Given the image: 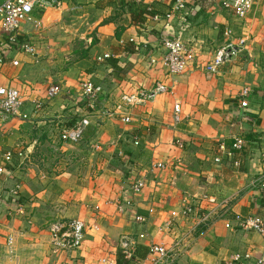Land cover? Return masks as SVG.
<instances>
[{
  "label": "crops",
  "instance_id": "0c3cea01",
  "mask_svg": "<svg viewBox=\"0 0 264 264\" xmlns=\"http://www.w3.org/2000/svg\"><path fill=\"white\" fill-rule=\"evenodd\" d=\"M42 1L46 7L35 6L32 13L37 26L24 28L34 54L22 53L0 31V86L20 91L29 118L0 121V167L7 172L0 176L1 191L7 182V193L19 185L24 205L23 215L7 216L0 194V264H101L104 258L116 264L123 237L137 241L141 260L152 243L171 249L173 264H228L236 253L259 256L263 238L237 227L233 218L264 217L258 186L252 185L264 176V0H253L243 19L222 8L224 0H185L169 28L146 13L137 15L136 7L162 16L176 0H142L132 12L125 0ZM226 31L234 44L244 42L216 73L206 74L204 65L228 41ZM164 37L196 51L180 75L162 68ZM105 54L117 69L109 58L98 62ZM86 80L102 87L99 104L109 108L119 96L156 84L169 92L129 108L128 125L95 116L78 143H64L61 130L85 113L80 84ZM51 85L61 91L48 98ZM243 89L249 91L246 117L238 109ZM35 102L44 103L38 112ZM235 138L246 142L234 156L239 165L224 156L215 163L217 145L230 148ZM18 150L27 158L21 165L17 155L10 164L2 158ZM154 163L164 168L152 169ZM129 175L144 177L138 196L128 190ZM127 197L133 208L124 217L115 203ZM184 207L190 212L171 219ZM135 215L146 222L135 223ZM73 218L87 226L83 244L72 253H53L51 225ZM140 233L145 238L138 241Z\"/></svg>",
  "mask_w": 264,
  "mask_h": 264
},
{
  "label": "built area",
  "instance_id": "2783aa9c",
  "mask_svg": "<svg viewBox=\"0 0 264 264\" xmlns=\"http://www.w3.org/2000/svg\"><path fill=\"white\" fill-rule=\"evenodd\" d=\"M135 4H141L142 0H125ZM162 1V0H158ZM253 4V0H224L221 5L222 8L227 11H231L235 17L243 19L247 12L250 10ZM38 6L43 9L46 4L42 0H0V31L9 35V42L18 47V49L26 54L31 55L35 53V47H33L30 41L29 32H25L24 28L27 25L34 29L37 26L36 21L32 18L34 7ZM185 9V0H176L171 9L164 15L159 16L151 13V9H148L146 18L150 19L153 23H162L165 28L170 27L172 16L176 12H180ZM230 31L224 33V37L227 38L226 44L221 47L214 55L211 61H209L203 67V71L206 74L216 73L218 67L223 62L234 55L237 44H234L231 39ZM132 42V40H130ZM243 40L239 41V46L243 44ZM123 41H120L122 44ZM162 68L169 75H180L188 67L190 63L194 61L196 51L191 46L183 43L178 38L164 37L162 39ZM238 46V47H239ZM109 55L105 54L98 57V62H103L108 59ZM153 64L154 61L150 60ZM16 61H12V65L17 66ZM61 88L57 85H51L47 88V97L52 98L58 95ZM169 92L168 87L162 84H156L149 91H138L135 94L119 96L112 107L99 104L100 97L103 93L102 87L93 83L90 80H86L80 84V94L85 102V113L73 124V126L64 128L60 132V140L64 143L75 144L78 143L86 128L90 125L91 118L98 116L99 118H116L122 124L128 125L131 123V116L128 113L129 108L143 103L145 101H151L159 95L166 94ZM249 91L243 89L239 95V113L242 117H246V109L248 108L247 96ZM25 100L19 90L0 86V121L8 122L12 119H21L23 121L28 120V116L22 112ZM43 104L41 102H35L33 105L34 111L38 112L42 109ZM174 110V121H179V105L173 106ZM137 145L138 141H134ZM246 147V142L242 138H235L234 142L227 148L223 143L217 145L218 156L214 159L215 163L221 162V157L224 156L227 160L233 162L236 167L239 165V161H233L236 154H240ZM18 158L24 161L26 155L19 151L17 152ZM122 156V153H119ZM2 158L7 164L12 162L13 155L6 153L2 155ZM152 169H163L164 164L154 163L151 165ZM7 173L2 167H0V176ZM132 176V175H131ZM128 176L129 188L128 190L135 196H138L145 186L144 177L135 178L134 176ZM258 186L260 197L264 202V176L258 178L252 184ZM20 187L15 185L11 190L8 191L7 196L4 199V205L7 204L8 215H23L24 205L20 202ZM121 199V198H120ZM133 208V201L131 198H122L120 202L115 203L116 211L122 215L127 216L129 211ZM190 212L189 207H184L182 211H175L171 213V219L177 218L180 215L183 217ZM233 220L237 224V227L244 231L254 232L261 236L264 240V217L262 216H249L241 217L235 215ZM133 221L137 224H144L146 219L140 215H135ZM171 226V221L164 223L165 228ZM229 227V224L226 225ZM87 226L83 220L73 218L69 219L64 223H54L49 229L50 233V246L53 253H72L79 249L84 242ZM145 238L143 233L137 235V240L141 241ZM13 239L7 238V245L9 251L12 248ZM137 241L130 239V237H123L120 242V251L125 260L129 261L130 264H173L176 259V254L169 248H166L162 244L152 243L147 247V253L144 259L135 258V248ZM264 264V247L260 251L259 256L252 257L251 253H236L232 254L228 259V264ZM101 264H114L112 260L102 259Z\"/></svg>",
  "mask_w": 264,
  "mask_h": 264
},
{
  "label": "trees",
  "instance_id": "16d2710c",
  "mask_svg": "<svg viewBox=\"0 0 264 264\" xmlns=\"http://www.w3.org/2000/svg\"><path fill=\"white\" fill-rule=\"evenodd\" d=\"M128 5V8H129V10H130V12H132L131 11V8L132 7H134L135 8V5H133V3L132 4H127ZM136 9L138 10L136 13H137V15H143L144 13H147V10L145 11V9L143 8V7H140L139 9L136 7ZM152 13V12H151ZM133 15H135V14H133ZM136 16V15H135ZM106 62L109 64V65H111V66H113V68L114 69H117V63H116V60L115 59H112V58H109L108 60H106ZM19 151H21V150H18V151H10L9 153H11L13 156H16L17 155V152H19ZM22 152V151H21ZM19 159V161H21L20 162V165L23 163V161L20 159V158H18ZM115 160H117L119 163H118V167L120 166V168H122V167H124L123 166V162H121V158L120 157H115L114 158ZM123 161V160H122ZM120 164V165H119ZM20 202L22 203V200L20 199ZM136 250H135V258H141L142 256H143V252H141V249H139L138 247L137 248H135ZM145 256H146V254H145ZM145 256H144V258H145ZM116 257H117V259H116V264H130L129 263V261H127V260H125L124 259V257H123V255H122V253H121V251L120 250H118L117 252H116Z\"/></svg>",
  "mask_w": 264,
  "mask_h": 264
},
{
  "label": "rangeland",
  "instance_id": "374dc122",
  "mask_svg": "<svg viewBox=\"0 0 264 264\" xmlns=\"http://www.w3.org/2000/svg\"><path fill=\"white\" fill-rule=\"evenodd\" d=\"M44 104V103H43ZM45 106V105H44ZM57 115V114H56ZM64 125L66 126V123H64ZM68 126V125H67ZM58 127H59V125H58ZM54 128V127H53ZM56 134H57V132H56ZM80 171V174H81V170H79ZM77 174H79V172L77 173ZM83 174V173H82ZM5 181V180H4ZM4 184H5V182H4ZM9 186V183L7 182L6 184H5V186H4V188H2V191H1V187H0V194H1V197H3V199H5V197L7 196V190H8V187ZM6 206H7V204L5 205V206H3L2 208H3V211H4V214L5 215H7L8 216V209L6 208Z\"/></svg>",
  "mask_w": 264,
  "mask_h": 264
}]
</instances>
